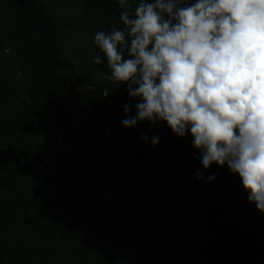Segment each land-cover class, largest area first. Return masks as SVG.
Listing matches in <instances>:
<instances>
[{
  "label": "trees",
  "instance_id": "obj_1",
  "mask_svg": "<svg viewBox=\"0 0 264 264\" xmlns=\"http://www.w3.org/2000/svg\"><path fill=\"white\" fill-rule=\"evenodd\" d=\"M120 15L118 0H0V264H264L238 173L204 169L190 130L122 123L141 100L94 63Z\"/></svg>",
  "mask_w": 264,
  "mask_h": 264
},
{
  "label": "clouds",
  "instance_id": "obj_2",
  "mask_svg": "<svg viewBox=\"0 0 264 264\" xmlns=\"http://www.w3.org/2000/svg\"><path fill=\"white\" fill-rule=\"evenodd\" d=\"M118 3L125 28L95 33L103 58L94 63L106 58V78L141 100L122 123L166 121L180 137L190 130L204 169L227 164L264 212V0Z\"/></svg>",
  "mask_w": 264,
  "mask_h": 264
}]
</instances>
